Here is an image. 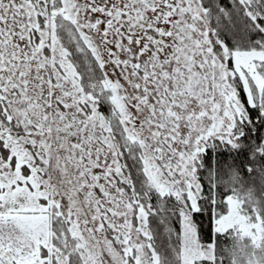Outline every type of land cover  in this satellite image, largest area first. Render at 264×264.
<instances>
[{
    "label": "snow or ice",
    "instance_id": "obj_1",
    "mask_svg": "<svg viewBox=\"0 0 264 264\" xmlns=\"http://www.w3.org/2000/svg\"><path fill=\"white\" fill-rule=\"evenodd\" d=\"M0 264H264V0H0Z\"/></svg>",
    "mask_w": 264,
    "mask_h": 264
}]
</instances>
